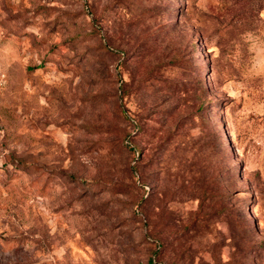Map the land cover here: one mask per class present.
<instances>
[{
  "label": "rangeland",
  "instance_id": "374dc122",
  "mask_svg": "<svg viewBox=\"0 0 264 264\" xmlns=\"http://www.w3.org/2000/svg\"><path fill=\"white\" fill-rule=\"evenodd\" d=\"M0 264H264V0H0Z\"/></svg>",
  "mask_w": 264,
  "mask_h": 264
}]
</instances>
